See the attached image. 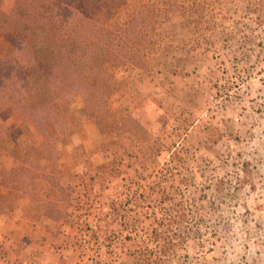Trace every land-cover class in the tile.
<instances>
[{"label":"rangeland","instance_id":"obj_1","mask_svg":"<svg viewBox=\"0 0 264 264\" xmlns=\"http://www.w3.org/2000/svg\"><path fill=\"white\" fill-rule=\"evenodd\" d=\"M135 14L151 20L145 67L107 63L100 117L57 97L72 125L60 155L0 98V247L25 204L70 264H264V0H121L110 24ZM13 53L0 34V69ZM29 152L26 195L5 184Z\"/></svg>","mask_w":264,"mask_h":264},{"label":"trees","instance_id":"obj_2","mask_svg":"<svg viewBox=\"0 0 264 264\" xmlns=\"http://www.w3.org/2000/svg\"><path fill=\"white\" fill-rule=\"evenodd\" d=\"M5 1H11L8 9ZM120 1L0 0V34L14 50L0 69V98L6 94L21 120L44 133V153L60 155L55 144L72 130L59 95L78 93L84 108L100 117L116 88L107 63L145 67L140 44L151 20L135 14L111 25ZM39 164L29 152L22 166L10 170L5 186L33 194L31 175Z\"/></svg>","mask_w":264,"mask_h":264},{"label":"crops","instance_id":"obj_3","mask_svg":"<svg viewBox=\"0 0 264 264\" xmlns=\"http://www.w3.org/2000/svg\"><path fill=\"white\" fill-rule=\"evenodd\" d=\"M22 201L27 200L22 199ZM26 206L18 204L14 207L11 212L13 221L4 223L1 227L4 241H2L3 246L0 247V264H70L72 253L70 249L67 250L69 247H66L65 243L59 245L55 231L46 232L45 225L37 219L21 218L27 211ZM27 220L30 222L26 225ZM47 223L50 224V221ZM77 230L71 228L68 233L78 237L80 234ZM44 236L47 238L45 239ZM69 246L72 249L73 246L71 244Z\"/></svg>","mask_w":264,"mask_h":264}]
</instances>
